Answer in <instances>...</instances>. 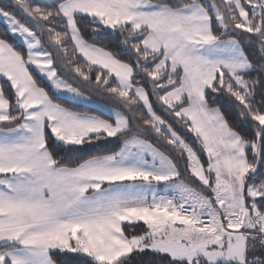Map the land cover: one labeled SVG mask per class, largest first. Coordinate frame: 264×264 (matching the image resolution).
<instances>
[{"label":"snow or ice","instance_id":"6c2138e0","mask_svg":"<svg viewBox=\"0 0 264 264\" xmlns=\"http://www.w3.org/2000/svg\"><path fill=\"white\" fill-rule=\"evenodd\" d=\"M0 21L25 49L0 38V264H264V0H6ZM93 97L106 118L77 110Z\"/></svg>","mask_w":264,"mask_h":264},{"label":"trees","instance_id":"16d2710c","mask_svg":"<svg viewBox=\"0 0 264 264\" xmlns=\"http://www.w3.org/2000/svg\"><path fill=\"white\" fill-rule=\"evenodd\" d=\"M34 2L41 4L42 6L51 7L54 3L58 2V0H34ZM4 3L5 2H2L0 0V4H4ZM17 15H18V18H22V17H20L19 13ZM85 23H86V20L82 19L81 20V26L83 27V25ZM213 27L215 28L216 25L214 24ZM57 30H60V29L58 28ZM82 34L84 35L85 39L89 40V42H94V43H97L98 45H106L110 50H117L118 39H119L118 33L115 36L109 34L107 36H102L101 38L95 39V40H93L91 38L90 29H84ZM0 38H5L10 43H15L17 50L22 51V52L25 51L21 44H19L16 41L14 42L13 38L8 33H6L4 27L1 23H0ZM69 48L71 49L70 45H69ZM120 58L127 61L129 59V56L122 54ZM77 64L79 66L85 67V63H84L82 58H78ZM85 70H86V68H85ZM33 74H34V72H33ZM34 75H36V74H34ZM92 78H93V80L95 79V72H92ZM3 82L4 81L2 80L1 83H3ZM69 82H72V81H69ZM41 84H42V86H44L46 88V90L49 89L48 84L43 82L42 80H41ZM147 90L149 91V93L151 92V86L150 85L147 86ZM5 91H6V93L10 92V87L7 84H5ZM161 94H163V93H161ZM93 99H95L99 102H102V103H106V101H100L99 97H93ZM208 100H209V106L210 107H219L221 109V111L224 113L226 119L229 121L230 125L235 130L241 132L246 137H252L253 136L252 129L248 126V124L241 122V119L238 117V114H237L238 110L235 108V104L228 99L226 94L217 95L215 99H213L212 94H210L208 97ZM150 101L152 102L154 109L157 112V114L161 115L164 119H166L173 126V128L175 130H177V132L182 136V138H184L186 140V142L190 143L194 147V149L197 150L198 157L201 159V161L205 164V167H206L207 159H206L202 149L199 148V145L196 142L195 136L193 134L189 133L187 131V128L183 126V121H179V119L176 118L175 116L170 115L168 112H165L164 108L161 107V105L156 102V97L150 96ZM60 102L64 103L65 106H69V107L72 106L66 100H62ZM77 110L89 111L94 115H103L106 118V115L104 113H102L100 110L93 108V107L80 105L77 107ZM140 114L146 115V110L141 109V111L139 113H137V115H140ZM147 138L155 146L161 148L162 151L171 152V154L177 160H179V167H180L181 172L182 173L184 172L185 165H186V156L184 159H180L179 154H177L174 149H171L170 146H168L164 142H162V140L158 143L156 138H155L154 133ZM119 147H120V141L116 140V139H112V141L110 143L105 144V146L102 147L99 151H101V152H112V151H117L119 149ZM95 151L96 150H93L92 152H85L84 156L86 157L89 154H95ZM56 154L62 155L58 150H57ZM74 158L75 157H73L71 155H63V162L64 163H70ZM185 175H188V174H185ZM192 183H193V186L197 187L198 182L194 178H193ZM141 227H142V224H141ZM141 227H138L139 231L141 230ZM125 231L126 232L128 231L127 227H125ZM147 255L148 254H146V256Z\"/></svg>","mask_w":264,"mask_h":264},{"label":"rangeland","instance_id":"374dc122","mask_svg":"<svg viewBox=\"0 0 264 264\" xmlns=\"http://www.w3.org/2000/svg\"><path fill=\"white\" fill-rule=\"evenodd\" d=\"M2 2H6V0H1ZM0 23L3 25V27H4V29L6 28V25L2 22V21H0ZM10 35V34H9ZM11 36V35H10ZM12 37V36H11ZM13 38V37H12ZM16 42H18L19 44H21L19 41H16ZM22 45V44H21ZM25 50V49H24ZM30 70H32L33 72H34V74H37L36 73V71H35V69H34V66L30 69ZM3 80V78H0V83H1V81ZM43 82H45V83H47L48 84V86H49V88H50V85H49V83L46 81V80H42ZM66 100V99H65ZM95 100V99H94ZM67 101V100H66ZM104 103H102V102H99L98 101V103H94V104H91V105H88V107H93V108H96V109H98V110H100L102 113H104L105 115H106V113L104 112V109L102 108V105H103ZM163 142V141H162ZM205 155V157H206V154H204ZM206 159H207V157H206ZM198 182V185H197V187H199V181H197ZM136 231H139L138 230V228L136 229Z\"/></svg>","mask_w":264,"mask_h":264},{"label":"crops","instance_id":"0c3cea01","mask_svg":"<svg viewBox=\"0 0 264 264\" xmlns=\"http://www.w3.org/2000/svg\"><path fill=\"white\" fill-rule=\"evenodd\" d=\"M141 224H142V222H141Z\"/></svg>","mask_w":264,"mask_h":264}]
</instances>
